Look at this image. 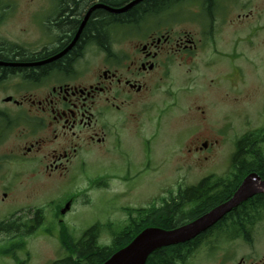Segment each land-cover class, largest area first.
<instances>
[{"label": "flooded vegetation", "instance_id": "flooded-vegetation-1", "mask_svg": "<svg viewBox=\"0 0 264 264\" xmlns=\"http://www.w3.org/2000/svg\"><path fill=\"white\" fill-rule=\"evenodd\" d=\"M145 1L139 2L145 6L134 16L124 14L135 5L117 16L96 17L88 14L92 8L109 5L93 0L74 28L68 26L76 19L71 0H47L38 13L42 28L35 39L29 33H0L1 216L26 217L34 231L50 229L56 220L57 231H68L65 216L74 212L80 196H86L82 204L90 203L93 189L120 201L129 196L136 201L141 195L154 208L164 203L180 210L213 208L206 199L217 196L214 185L212 190L204 187L202 198L189 193L204 177L197 183L182 176L163 181L156 192L151 174L159 118L170 108L167 101L179 94L180 109L169 112L166 122L184 116L190 123L176 131L174 142L188 134H230L232 112L224 101L236 89L235 75L240 80L244 75L230 62L234 48L226 44L225 32L233 29L235 38L236 29L254 13L250 9L235 15L239 0H152L151 7ZM90 17L101 33L87 31ZM48 30L54 37H45ZM199 79L209 83L207 87L198 86ZM219 89L224 95L217 104L188 107L192 95L210 100ZM146 119L151 128L145 127ZM212 146L207 138L189 151ZM144 178L148 188L137 184ZM78 182L84 185L76 191ZM119 208L125 209L129 222L131 207ZM245 212L255 217L247 218ZM263 216L264 208L228 214L199 241L200 254H212L216 264H264V243L257 240L264 233L259 225ZM37 217L45 218L38 227ZM24 228L22 224L15 231ZM20 252L26 259L17 263L20 256L9 257L13 264H26L29 252Z\"/></svg>", "mask_w": 264, "mask_h": 264}, {"label": "rangeland", "instance_id": "rangeland-1", "mask_svg": "<svg viewBox=\"0 0 264 264\" xmlns=\"http://www.w3.org/2000/svg\"><path fill=\"white\" fill-rule=\"evenodd\" d=\"M12 9L7 17L0 23V33H29L35 39L38 32H41V26L38 24V13L42 6L46 5L47 0H10ZM247 3V9L241 7ZM252 10L254 14L250 20L241 29H236L235 38L231 36L233 29L226 31V44L231 48L233 44L234 56H231V64L239 68L244 75V79L236 76L235 91L230 90L228 101H224L226 108L232 114L229 117V123L233 125V130L228 135H206L203 134H188L179 142H174L177 138L174 134L176 131L190 123L184 116H178L169 125L166 122L167 116L171 115V111L178 112L183 98L178 94L176 99H169L167 105L170 106L166 110V114L159 118L160 133L157 135L155 145L156 166L152 172V180L155 181L156 192L160 190V184L163 181H174L176 177L182 176L186 180L198 182L202 177L210 174L224 175L229 170L232 155L235 152L237 139L247 132L257 130L264 127V0H239L236 4L235 15L240 13H248ZM258 14H261L258 16ZM250 28L260 29L255 33L251 32ZM46 29V28H45ZM48 38L53 36L49 35ZM250 37V41L246 39ZM229 64L225 66L227 73ZM198 86L207 87L209 83L198 80ZM177 86L175 89L178 90ZM222 90L217 91L213 99L207 100L201 96L192 95L188 100V107H193L195 104L212 103L217 104V99L222 98ZM176 101L174 103L173 101ZM163 106V103H161ZM183 114V112L181 113ZM225 121L220 120L219 124ZM145 127H152L151 121L146 119ZM162 128V129H161ZM210 138L213 141V146L209 149H202L190 152V148H194L197 143H201L205 139ZM201 162L199 167L196 166ZM205 167H207L205 169ZM205 170V171H204ZM132 176V173H131ZM192 183V182H189ZM140 188H148L149 181L147 178L140 180L138 183ZM83 182H78L75 185V190L82 188ZM122 185V184H119ZM99 189H93L91 192V202L82 204L86 196H80L77 199V205L74 212L65 216V223L70 224L69 232L64 237V242L68 246H72L78 238L82 236L84 231L96 223H101L104 226L103 233L100 236V244L110 245L113 239V231L119 230L123 225H127L129 217L125 209L123 211L119 207L121 204L130 207L144 206L148 200L141 195H138V200L134 201L135 197H122L121 201L117 198H111ZM133 202V203H132ZM81 203V204H80ZM127 203V204H126ZM132 203V204H131ZM117 211V213H115ZM8 216L0 215L1 220ZM55 216H51L50 219ZM53 227L48 230L41 228L35 234L26 238L27 246L25 250L29 252V261L26 264H51L52 261L61 257L59 251V243L57 238L60 228L58 221H54ZM111 224V225H108ZM259 225L264 230V216ZM112 226V228H108ZM116 232V231H115ZM8 235L0 233V246L8 242ZM61 240L62 236H61ZM260 244L264 243V233L257 236ZM63 252H66L63 250ZM202 252V251H201ZM19 259L17 263L23 262L26 259L25 253L17 254ZM12 256V255H10ZM10 256L0 255V264H13ZM66 257L67 255H62ZM217 260L212 254H206L200 251L196 252L191 259L192 264H216ZM230 264V263H229Z\"/></svg>", "mask_w": 264, "mask_h": 264}, {"label": "trees", "instance_id": "trees-1", "mask_svg": "<svg viewBox=\"0 0 264 264\" xmlns=\"http://www.w3.org/2000/svg\"><path fill=\"white\" fill-rule=\"evenodd\" d=\"M93 0H71L70 6L73 8L76 19L69 21V27H74V23L79 22L83 16V11L85 7L88 6ZM109 6H115L118 8L120 4L124 6L129 0H102ZM5 2L8 0H0V10H3ZM146 7H151L154 5V1L147 0ZM119 4V5H118ZM141 3L135 5L129 12L124 15L134 16L140 11ZM93 12V13H92ZM92 15L96 17L101 16V14H106L107 16H117L116 13H111L103 8H96L92 11ZM124 13V12H123ZM91 15V16H92ZM100 19V18H99ZM68 22V21H67ZM87 31L94 33H101L102 28L99 23L92 21V17L89 18L85 25ZM75 28V27H74ZM69 30V29H68ZM89 34V32H88ZM256 172L264 179V129H257L242 135L236 141V150L232 156L231 169L225 175H211L199 184L190 189L189 193L193 197H197L200 194L204 196V187L214 185V188H218L217 196L207 198L208 205L210 207H215L228 200L233 193L236 191L244 177L250 173ZM210 190V191H211ZM200 199V198H199ZM175 202V201H174ZM264 207V195L257 194L239 207L235 208L231 213L235 212L237 209H259ZM209 208H205L201 211H190L181 212L178 207H162L156 208V212L151 216V209L147 208H128V212L132 217L131 222L124 225L119 229V231H113V241L110 245H100L99 237L103 229L102 224L97 223L90 228H88L82 238L81 244L77 247L66 245V249L70 252V256L53 262L52 264H102L106 259H108L115 251L123 248L143 229L149 226H157L164 229H172L181 226L182 224L191 221L205 211L207 212ZM210 210V209H209ZM247 218L255 217L254 214L245 212ZM224 219L218 223L224 222ZM44 220L42 217L37 218V227L42 224ZM242 222V221H240ZM33 222L22 220L20 218L11 217L6 221L0 222V233H5L8 235V243L0 246V255H12L15 251L24 249L27 246L26 238L34 234V229L29 228ZM22 224H25V228L21 231H15ZM213 228L209 229L190 241H186L177 245L164 246L154 250L147 258L145 264H188L189 259L195 253L199 241L205 236L210 235ZM15 231V232H14ZM65 236V235H64ZM16 238L19 242H15ZM74 254H77L76 257Z\"/></svg>", "mask_w": 264, "mask_h": 264}, {"label": "water", "instance_id": "water-1", "mask_svg": "<svg viewBox=\"0 0 264 264\" xmlns=\"http://www.w3.org/2000/svg\"><path fill=\"white\" fill-rule=\"evenodd\" d=\"M131 6L128 5L119 10H108L121 13ZM256 193H264V180L258 173L251 172L227 201L179 227L164 229L153 226L144 229L127 246L115 252L102 264H145L154 250L195 238Z\"/></svg>", "mask_w": 264, "mask_h": 264}, {"label": "bare ground", "instance_id": "bare-ground-1", "mask_svg": "<svg viewBox=\"0 0 264 264\" xmlns=\"http://www.w3.org/2000/svg\"><path fill=\"white\" fill-rule=\"evenodd\" d=\"M141 0H131L130 2H128L126 5L120 7V8H113V7H110V6H106V5H103V4H99L97 5V7H102V8H106V9H112V10H119V9H122L123 7L127 6V5H136L137 3H139ZM95 8H92L90 10V12L88 14H90Z\"/></svg>", "mask_w": 264, "mask_h": 264}]
</instances>
